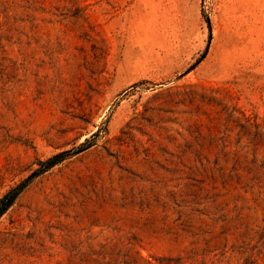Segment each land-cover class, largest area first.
<instances>
[{
    "label": "rangeland",
    "instance_id": "rangeland-1",
    "mask_svg": "<svg viewBox=\"0 0 264 264\" xmlns=\"http://www.w3.org/2000/svg\"><path fill=\"white\" fill-rule=\"evenodd\" d=\"M263 162L264 0H0V264H264Z\"/></svg>",
    "mask_w": 264,
    "mask_h": 264
},
{
    "label": "trees",
    "instance_id": "trees-1",
    "mask_svg": "<svg viewBox=\"0 0 264 264\" xmlns=\"http://www.w3.org/2000/svg\"><path fill=\"white\" fill-rule=\"evenodd\" d=\"M69 153V150L63 151L45 160H39V167L34 170L32 175L36 176L51 168L63 160ZM262 166L264 167V162ZM25 186L26 182H21L0 196V216L13 204ZM188 261L191 264H203L202 262H198L194 255L157 256L151 254L143 256L136 248L134 238H129V241L124 246L112 248L102 247L99 251L92 250L87 264H186Z\"/></svg>",
    "mask_w": 264,
    "mask_h": 264
}]
</instances>
